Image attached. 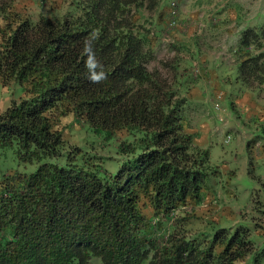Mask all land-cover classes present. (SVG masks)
<instances>
[{"label":"trees","instance_id":"trees-1","mask_svg":"<svg viewBox=\"0 0 264 264\" xmlns=\"http://www.w3.org/2000/svg\"><path fill=\"white\" fill-rule=\"evenodd\" d=\"M13 1L0 0V86L11 92L0 152L37 166L0 174V264L244 260L245 229L188 228L185 208L202 203L216 171L185 131V99L148 69L137 12L157 0H72L36 20ZM240 50L242 84H263L264 23L242 32ZM67 116L92 132L85 145L64 138Z\"/></svg>","mask_w":264,"mask_h":264},{"label":"rangeland","instance_id":"rangeland-1","mask_svg":"<svg viewBox=\"0 0 264 264\" xmlns=\"http://www.w3.org/2000/svg\"><path fill=\"white\" fill-rule=\"evenodd\" d=\"M71 1L14 0L13 6L36 20L41 13L62 14ZM170 7L177 13L173 27ZM137 16L153 52L148 69L185 99V131L207 151L216 171L205 179L202 203L185 208L194 216L188 228L207 238L219 228H227V234L243 228L250 250L238 263L264 264V83L246 87L238 78L240 37L263 25L264 0H157ZM3 23L0 19V28ZM10 97V89L1 85L0 109ZM59 127L71 144L85 145L92 136L72 116ZM108 151L114 150L105 148L102 155ZM36 166L20 163L11 149L0 152V174L29 173ZM92 264H102L101 259Z\"/></svg>","mask_w":264,"mask_h":264},{"label":"built area","instance_id":"built-area-1","mask_svg":"<svg viewBox=\"0 0 264 264\" xmlns=\"http://www.w3.org/2000/svg\"><path fill=\"white\" fill-rule=\"evenodd\" d=\"M170 15H171V20L169 21V26L173 27L175 24H177V20H176V11L172 10V8L170 7Z\"/></svg>","mask_w":264,"mask_h":264}]
</instances>
